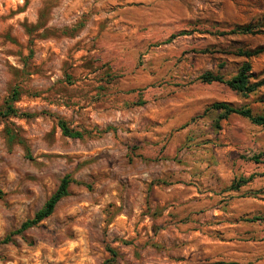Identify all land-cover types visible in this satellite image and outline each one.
Returning <instances> with one entry per match:
<instances>
[{"label": "rangeland", "instance_id": "1", "mask_svg": "<svg viewBox=\"0 0 264 264\" xmlns=\"http://www.w3.org/2000/svg\"><path fill=\"white\" fill-rule=\"evenodd\" d=\"M245 62L253 93L201 80ZM221 102L264 116V0H0V264H264V128ZM174 173L202 203L171 242Z\"/></svg>", "mask_w": 264, "mask_h": 264}, {"label": "trees", "instance_id": "2", "mask_svg": "<svg viewBox=\"0 0 264 264\" xmlns=\"http://www.w3.org/2000/svg\"><path fill=\"white\" fill-rule=\"evenodd\" d=\"M230 35L238 34V35H252V27L251 26H243L238 27L232 30ZM224 35V34H222ZM260 50H256L254 52L250 51H239L238 56L244 57L245 59H249L252 56L260 54ZM251 66L248 62H245L239 68L237 74L229 80H225L222 76L213 75L211 73H206L201 77V80L205 83H220L226 85L229 89L236 93H240L242 95H248L253 93L259 87V84H253L250 82L252 78ZM210 109L218 111L220 114L218 116V120H224L230 115H236L242 118L247 119L255 126H259L264 128V116L254 115L250 109L248 108H234L233 106L226 103H214L210 106ZM58 125L62 131V134L69 138H79L80 134L77 132H73L69 130L66 124L62 121L58 122ZM69 181L67 178H63L58 189L54 192V194L47 200L42 209H40L31 220L24 222L21 225V230L28 229L34 225H37L42 220L48 218L54 211L56 204L67 194V187ZM257 220V218H254ZM111 255L114 256V253L111 252Z\"/></svg>", "mask_w": 264, "mask_h": 264}, {"label": "crops", "instance_id": "3", "mask_svg": "<svg viewBox=\"0 0 264 264\" xmlns=\"http://www.w3.org/2000/svg\"><path fill=\"white\" fill-rule=\"evenodd\" d=\"M171 177L174 183L170 187H163L159 190L156 186L154 189H156L158 199L156 205L164 211L170 229L168 237L173 242L182 237L179 231L183 229V224H187V227L196 225L197 215L195 212L200 209L202 202L196 185H182L178 182L183 177H187L186 174L182 176L179 173H174ZM196 181L195 178L194 182Z\"/></svg>", "mask_w": 264, "mask_h": 264}]
</instances>
